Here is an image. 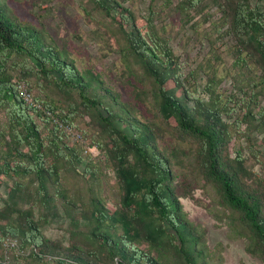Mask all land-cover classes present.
Masks as SVG:
<instances>
[{
    "label": "trees",
    "instance_id": "1",
    "mask_svg": "<svg viewBox=\"0 0 264 264\" xmlns=\"http://www.w3.org/2000/svg\"><path fill=\"white\" fill-rule=\"evenodd\" d=\"M15 1L0 0V264H216L222 246L210 250L180 201L200 204L196 190L264 264V0H178L180 26L208 47L186 74L155 0L141 24L125 0H80L92 35L103 28L116 42L131 101L57 45L42 23L48 0H32L45 11L40 25L20 19ZM20 82L42 110L20 98ZM92 149L119 185L113 210ZM55 221L67 244L44 235Z\"/></svg>",
    "mask_w": 264,
    "mask_h": 264
},
{
    "label": "rangeland",
    "instance_id": "2",
    "mask_svg": "<svg viewBox=\"0 0 264 264\" xmlns=\"http://www.w3.org/2000/svg\"><path fill=\"white\" fill-rule=\"evenodd\" d=\"M49 6L52 8V16L43 19V25L50 36L55 40L57 45L61 48H65L71 53L72 58L76 60L79 68L88 67L92 68L96 72L102 74V77L108 84L112 85L118 90L125 101H131V88L125 84V78L123 77V65L118 53V46L116 42L110 36L103 35V28L94 36L92 31L97 29L96 24L90 22L81 8L80 0H48ZM152 0H125L124 7L131 9L137 16V22L141 24L143 21L141 17H145L147 14V8ZM155 0L154 9L160 16L157 20L158 24H162L165 27L166 33H169L172 40L171 46L174 49V53L179 57L180 62L183 64L181 72L186 74L188 72V66H195L204 55L208 52L207 43L201 39L200 35L192 33L187 28H182L179 24L178 18L175 16L174 7L178 3V0ZM32 0H17L12 3L14 12L20 19H28L36 25H40L39 19L36 15H43L45 11L39 8L41 4H33ZM83 3V2H82ZM221 19V14L215 12L213 14L212 21L218 22ZM100 22L104 25H110L107 19H100ZM202 29V28H201ZM225 47L221 50L227 51ZM231 64V57H225L223 66H219L218 73L221 77L225 75V69H229ZM199 89L202 90L205 84V78L201 75L198 79ZM28 86V85H27ZM221 88L223 90H231L229 77H226L222 82ZM33 94L36 95V91L31 89ZM206 99V96L203 95ZM141 111L144 109L141 107ZM3 121V117L0 115V121ZM86 121H88L86 119ZM78 129H87L86 123L79 122ZM90 132V130H89ZM79 135L78 133H74ZM90 134H92L90 132ZM90 137V138H89ZM80 139L72 136V141L77 142ZM95 140L94 135H88V140ZM237 142L235 145L232 143V149L237 148ZM93 157L100 160L98 165L99 172L97 176L100 178L102 187L99 190L101 196L106 200L110 210H113L119 204L120 189L116 182L114 173L111 171V165L108 161H104L103 155L97 150H90ZM259 171V168H255ZM105 174V177L103 175ZM0 195L5 196L6 192L4 188H0ZM194 198L199 199L200 204L190 199H181L184 212L190 221L200 225L206 229V238L210 250H213L217 245L222 246V250L219 253L216 264H261L258 260L252 258L244 250L245 241L238 236L234 228H231L227 224V212H223L220 207L210 205V208H205V204L209 203V200L204 198L200 190L194 192ZM79 217V216H78ZM62 221H55L51 225L44 228L43 233L46 237L61 241L67 244V235L64 230L60 229ZM66 228V225L63 226ZM15 247L16 241L13 242Z\"/></svg>",
    "mask_w": 264,
    "mask_h": 264
},
{
    "label": "built area",
    "instance_id": "3",
    "mask_svg": "<svg viewBox=\"0 0 264 264\" xmlns=\"http://www.w3.org/2000/svg\"><path fill=\"white\" fill-rule=\"evenodd\" d=\"M17 90H18V94L20 96V98L25 102L26 105H28L29 107L35 109V110H42V106L39 102L36 101L35 97L33 96V94L31 93V91L29 90V87L27 86V84L25 82H20L17 85ZM70 131V129H68ZM74 137L79 138L80 135H76L74 134ZM78 140V139H76ZM11 244V246H14L13 242H5V246ZM6 260H8V256H6Z\"/></svg>",
    "mask_w": 264,
    "mask_h": 264
}]
</instances>
